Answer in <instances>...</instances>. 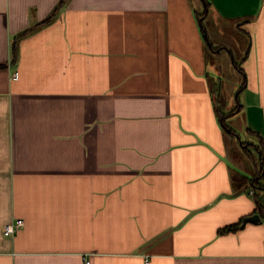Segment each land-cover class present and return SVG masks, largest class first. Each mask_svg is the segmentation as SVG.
Masks as SVG:
<instances>
[{"label":"crops","instance_id":"obj_1","mask_svg":"<svg viewBox=\"0 0 264 264\" xmlns=\"http://www.w3.org/2000/svg\"><path fill=\"white\" fill-rule=\"evenodd\" d=\"M209 5L247 38L236 116L264 140V0ZM201 13L194 0H0V264H264Z\"/></svg>","mask_w":264,"mask_h":264},{"label":"rangeland","instance_id":"obj_2","mask_svg":"<svg viewBox=\"0 0 264 264\" xmlns=\"http://www.w3.org/2000/svg\"><path fill=\"white\" fill-rule=\"evenodd\" d=\"M195 7L199 8L200 12H204L205 6L200 2V0H194ZM207 21L209 22L210 26L212 27L211 32L209 31V39L214 43H218L216 46L221 45L224 47L226 46L222 51L220 55H211L209 56L210 59V65L213 64L216 65L219 71V75L216 77H220L221 80H218L217 83H213V92L215 101L217 103V106L222 104L223 108L226 109V111L230 110L231 108L236 109V100L238 98V87L240 86L239 80L241 79L240 73L236 70L234 63L232 61V56L229 51H234L236 55L238 56L236 58L237 61L240 62L242 58V53L240 54V50L243 52V50L246 48L247 45V38L246 37H237V34H235V25H233L231 22H228L223 17L215 18L214 16H208L204 19V23L207 27ZM216 22V23H215ZM216 25V26H215ZM237 39L240 41L239 45H236ZM210 66V67H211ZM213 68V67H212ZM211 70V68H210ZM213 73L215 75V71L213 70ZM212 80V79H211ZM220 89H222V92H220ZM217 90L222 94V97L224 100H226L227 106L223 103V99L220 97L221 94H217ZM239 95V94H238ZM232 115L227 118V123L231 127V129L234 131L233 133L237 134L234 141L233 151L231 157H233L234 162H238L240 159L242 162L246 165L247 169L251 168L252 171H250V174L255 175H261L259 171L255 169V165L252 163L250 164L246 160L244 161L242 159V151L244 146H251L253 142H259L257 137L251 134L250 132L246 131L245 127V116H236ZM242 144V145H241ZM253 149V148H252ZM249 167V168H248ZM250 170V169H249ZM249 173V172H247ZM262 183H264V179L262 180Z\"/></svg>","mask_w":264,"mask_h":264},{"label":"trees","instance_id":"obj_3","mask_svg":"<svg viewBox=\"0 0 264 264\" xmlns=\"http://www.w3.org/2000/svg\"><path fill=\"white\" fill-rule=\"evenodd\" d=\"M203 3L205 4V10L204 12H202L201 14H198L200 16V18L202 19V24L201 26L203 27V29L205 30L206 34H207V27L204 23V19L207 17L208 11L210 10V5H209V0H202ZM52 19L49 18L47 21L43 22H49ZM40 26V25H38ZM37 26V27H38ZM37 27L33 28L36 29ZM31 29V30H33ZM31 30H28L26 33L30 32ZM209 39V38H208ZM208 45L210 46V52H209V56L211 55V53H213V55L217 54L220 55L221 51L226 47H222L221 45L216 46L210 39L208 40ZM231 56H232V61L234 63V66L241 72L243 79L245 80V76H244V72L243 69H241L239 67V61H236V53L235 50L234 51H229ZM244 52V50H243ZM241 50H240V54L242 53V56L244 55ZM210 60V59H209ZM244 83V81H243ZM220 92H222V89H220ZM219 92V90H217V94H221ZM222 94L220 97V101H221ZM224 100V99H223ZM223 103L227 106L226 100L223 101ZM215 111L217 114V117L220 121L221 126L224 128L225 132L231 136H235L236 137V133L234 134L233 130L231 129V127L229 126V124L227 123V118L229 116L235 115L237 113H239L241 111V105L237 104L236 105V109L235 108H231L230 110L226 111V109L223 108L222 104H220V106H217V103L215 101ZM248 132H250L251 134H253L254 136L257 137L258 139V143L257 142H253V144L251 146H244L243 147V151H242V159L247 162H249L250 164H254L255 169L257 171H259L261 173V175H255V174H244V173H240V172H236L233 173L232 175V179H233V183L235 186H240V187H244L245 189H252L253 190V198L255 200V204H256V208H255V213L257 212L260 215V218H263L264 220V183H262V180L264 179V140L263 138L257 134L255 131L249 130ZM253 148V149H252ZM250 171L251 168H250ZM244 221L241 222H237L235 224H231L228 225L226 227H223L222 229L219 230V233H227L230 231H235L241 227H243L244 225Z\"/></svg>","mask_w":264,"mask_h":264},{"label":"built area","instance_id":"obj_4","mask_svg":"<svg viewBox=\"0 0 264 264\" xmlns=\"http://www.w3.org/2000/svg\"><path fill=\"white\" fill-rule=\"evenodd\" d=\"M18 77H19L18 72L13 73L12 79H17ZM251 193H253L252 190H251ZM24 224L25 222L23 219H16L15 221L6 224L4 227L5 235L7 236L14 235L15 233H17L19 229H21L24 226ZM86 264H90V261L87 260ZM145 264H150L149 258H146Z\"/></svg>","mask_w":264,"mask_h":264},{"label":"water","instance_id":"obj_5","mask_svg":"<svg viewBox=\"0 0 264 264\" xmlns=\"http://www.w3.org/2000/svg\"><path fill=\"white\" fill-rule=\"evenodd\" d=\"M261 218H260V216H259V214H254V215H252L251 217H248V220L249 221H259ZM247 220V219H246Z\"/></svg>","mask_w":264,"mask_h":264}]
</instances>
